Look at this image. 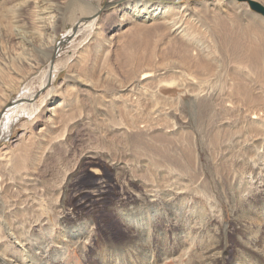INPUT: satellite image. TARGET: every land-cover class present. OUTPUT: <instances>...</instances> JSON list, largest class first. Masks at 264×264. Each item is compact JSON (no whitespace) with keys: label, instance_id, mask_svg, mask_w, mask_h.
I'll use <instances>...</instances> for the list:
<instances>
[{"label":"bare ground","instance_id":"1","mask_svg":"<svg viewBox=\"0 0 264 264\" xmlns=\"http://www.w3.org/2000/svg\"><path fill=\"white\" fill-rule=\"evenodd\" d=\"M21 1L26 8L30 9L27 22L15 19V17L11 18V22L9 14H15L14 6L7 7L9 2L7 4L6 0H0V78H6V80L0 79V141L6 138L11 127L20 117L24 116L30 120L35 115L34 105L37 100L46 103L43 109L45 112L43 125L53 129L58 121H71L70 105L76 102L82 92L103 101L106 98L104 94H107V91H101L100 87L105 86L102 85L103 83L113 87V91L110 88L111 91L108 94H112L111 99L112 97L115 98L116 103H120L119 105L122 107L126 109L140 107V102L147 95V90L152 92L153 98H155L154 95H160L159 85L161 81L158 83L156 78L161 75L160 71L162 72L163 69L161 65L158 66V62L155 61L156 64L154 63V59L152 60L153 63L149 60L152 56L155 57L157 53L161 54L162 46L168 43H181L182 47L179 49L185 59L182 60L185 65L190 68L200 65L204 70L205 68L211 70L213 65L218 62L216 53L220 48L216 47V42H213L211 47L202 44L196 45L193 34L195 30L192 31L188 26L190 17L196 11L195 8L199 7V12L211 16V22L217 29V33L223 35L215 41L220 42L221 49L231 52L233 55L231 61L236 64V68L231 74L227 71L228 76H230L229 82L221 86L220 93H213L210 87L208 89L207 86L203 85L209 81V78L204 79V83L198 85L197 88H191L186 78V80L181 79L180 86L190 91L191 95L195 97L194 99L204 97L210 101V104L222 106L225 115H228L227 111L229 110L235 109L238 112L241 106L246 107L241 117L242 123L246 125V134L250 140L246 144L248 149L242 151L246 154L245 157L243 156L245 161H241V163L237 162L236 158V162L231 159L232 166L237 168L230 174H228L230 171L226 172V175H224L226 170L221 173L222 169H214L213 166L211 168L213 171H211L209 168V171L212 172L210 176L212 184L209 185L204 174L202 175L196 169V161L193 157V147L196 145V141L193 138V132L190 133L191 130H188V125H185L181 113L173 112L170 114L152 110L145 113L147 116L145 115L143 121L135 117L125 123H115L116 126L113 128L117 129L115 130L116 137H109L108 142H122L129 153L132 145L135 148H142L150 156L152 150H155L159 152L158 158L162 159V164H153L149 160L138 162L137 165L141 167H139L140 169L149 173L155 172V181L149 182L144 179L143 184H155L157 190L144 187V191L141 193L144 201L142 204L136 201L132 204L118 206L116 215L122 222L121 224L124 225L125 230V238L121 243L126 245L118 253L116 252L111 256H99L96 258L98 260L96 264H155L158 260L169 259L173 252L170 251L172 247L184 250L182 242L187 239L193 244L196 238L201 241V250L191 252L192 255L188 256L189 264H221V260H224V250H222L221 245L225 235L222 234L220 237L217 232L209 231L206 221L208 219L207 209L198 208L195 204L191 205L192 201H185V196L197 193L211 202L208 205L211 210L214 203L218 202V197L227 201L230 214L236 222L234 232L237 238L236 243L241 249L235 251L231 264H264V203H258L260 191L264 186V176L262 175L264 173V112L248 111L253 104H256V101L262 100L263 94L264 76L261 75H264V29H258L253 25L258 23L264 26L263 16L254 13L249 16L247 13L248 9L250 10L249 6L245 3L244 7L236 0H216L211 4H207V2L193 4L191 9L185 4H178L177 0H152L155 2H150L151 0H107L105 7L95 5L92 8L78 3L77 5L73 4L76 6L72 7L68 13L70 29L58 40L56 39L57 33L65 20L64 18H66L65 13L63 14L65 0ZM254 2L264 6V0H254ZM69 3L66 5V9H69ZM116 7H119L117 9L119 12L114 16L113 19L116 20L108 32L111 34L114 31L112 28L116 27L117 42L126 39L128 36L141 39L144 32L150 28L158 30V39L155 34L156 41L152 47L153 50L151 49L150 54H147L148 59L143 57V59L141 58L143 61L138 64L139 66H130L133 68L128 71L126 83L109 77L111 74L108 72L99 75L96 79L93 77L94 75L82 77L78 73L76 74V71L71 70L68 78L69 80L76 78L78 94H72V89L64 91V88L63 90L59 88L58 91L65 92L64 94L51 89L59 69L67 65L64 61L65 63H61L59 68L57 64H54V59L59 56L65 45L73 44L80 34L85 38L91 35L94 37L92 41L93 43L96 42L98 49L94 54L95 57H98L102 45L111 49L114 37L112 35L109 38H103L99 25L101 14H106ZM99 9H101L100 12ZM239 13L247 15L246 17L249 19L240 17L237 15ZM3 18L8 20L10 25L5 24ZM84 44L85 41H81L75 46L77 52L79 48L82 47V49L78 52L73 67L83 65L89 57V46L86 43L83 47ZM106 55L108 56L107 53ZM136 58L135 55L130 57V59H134L129 61L131 65H134V61L137 62L139 59ZM200 60H204L203 65H201ZM42 64H46V69L38 79L39 84L36 90L28 91L25 88H20L22 82L39 70ZM183 76L184 74L182 75L184 79ZM154 81L158 84L156 85ZM70 82L72 81L64 84L66 88L68 85L74 87ZM165 84L175 85L171 78L167 79ZM100 92L104 93L101 94ZM13 93H17V97L10 98ZM17 112H22V115ZM97 113L99 112L97 111ZM161 116L174 119H170V126L174 128V133L169 134L173 142L175 141L174 148H169L171 145L169 143L170 138L160 139L163 137L161 131L169 128V125L162 126L158 123L160 121L158 118ZM140 124L143 125L139 127ZM221 126L223 124L220 125V128ZM21 127L26 128V124L21 125ZM66 127L69 130L73 128L69 124H66ZM133 133L136 138L131 139V136H127ZM143 135H150L148 136L149 139L144 138ZM22 143L23 140L16 146L20 147ZM27 148L32 150L33 145L22 146L18 152H13L10 149L4 154L9 152L8 154L13 158L11 159L9 156V170L12 174L17 173L19 175L15 183L14 180H10L11 182L6 185L0 182V264H54V262L60 264L61 260H65L68 255L67 244L82 249V244L89 242L91 237L89 230H91L92 222L88 220L87 222L73 223L66 218L64 215L65 196L58 190L59 188L57 189L56 183L54 186L57 190L53 189L54 186L51 184H45L48 181L46 182L44 179L40 183L36 180V187H39L40 191H34L36 188L34 190L24 188L28 186V183H31L27 176H32L38 171V165L42 160V156L37 162L29 159ZM104 149L108 150L106 144L103 146ZM229 155L226 154V157ZM99 156L108 162L116 163L113 165L116 178L118 177V166L122 165L120 169L124 176L132 169L130 161L127 163L119 162L118 159L120 158H117L115 153H104ZM224 156L222 155L220 159L219 165L221 166L223 163L226 164ZM227 162L229 164V160ZM228 167L230 166L228 165ZM0 168H2L1 164ZM128 175L131 176L130 173ZM66 176L67 173H64V177ZM2 177L3 174L0 175V179ZM71 177L66 178L65 184L70 182ZM196 180L200 185L195 186ZM27 190L30 195H27ZM66 192L67 188H65ZM154 197L156 199L152 202ZM172 197L175 198L174 201H172ZM246 200H249L248 204L245 203ZM42 207L45 208V211L52 212L56 217L55 227L50 219L47 220L36 212ZM169 224L172 228L170 235L164 230V227ZM110 244H118L119 246L120 243L111 241ZM184 254L188 255V249L184 251Z\"/></svg>","mask_w":264,"mask_h":264},{"label":"rangeland","instance_id":"2","mask_svg":"<svg viewBox=\"0 0 264 264\" xmlns=\"http://www.w3.org/2000/svg\"><path fill=\"white\" fill-rule=\"evenodd\" d=\"M6 1L7 4L9 2L7 7L14 6V10L16 11L15 14H9V20L12 22L11 18L15 17V19L27 22V19L30 15V9L26 8L21 0ZM106 1L107 0H65L63 6V14L65 13L66 18H64L65 20L62 23L63 25L61 24L56 39L60 40L62 35H64L66 31L70 29V23L68 22V13L72 7H75L78 3L88 5L91 8L95 5L103 7ZM215 1L216 0H177L176 2H178V4H185L186 6H188V8L191 9L193 8L192 6H194L193 4H201L204 2H207V4H211ZM150 2L155 1L151 0ZM68 3L69 9H66V5ZM237 3H240V5L243 6L245 4L239 1H237ZM118 8L119 7L112 8L106 14H101L100 18L101 21L99 27L101 28L102 37L109 38L112 35L114 37L111 43V49H107V47L102 45L101 51H99V54L97 55L98 57H95L94 54L98 49L96 42L93 43L92 41L94 37L91 35L85 38L82 34H80L73 44L65 45L63 50L60 52L59 56L54 59V64H57L58 67L61 65V63L65 62L68 66L66 65L64 68L59 67L60 69L58 71V75L55 77L53 85L50 87L51 89H54L55 91H58L59 88L60 90H63L64 88V91H69L72 89V94H78V83H75L76 78H74V80H69L68 78L69 71L71 70H73L74 72L76 71L75 73H78L82 77L85 75V77L89 75H94L93 77L96 79L99 75L107 74L108 72L109 74H111L109 77H114L115 80H118L122 83H126V78L129 74L128 71L129 69L133 68L130 66H137L139 63H141V61H143L141 60V58L143 59V57H147L148 59L147 54L149 55L151 52L150 50H153L152 47L154 46V43L156 41L155 36L158 34V30L155 28H150L144 32L145 35L143 34L141 39H137L134 37L131 38L128 36L126 39H121L120 42H117V36H115L118 34L117 30H115L116 27L112 28L114 29V31L111 34H109L108 30L110 27L113 26L112 24L116 20L113 18H115L114 16L119 12V10H117ZM198 8H195L196 11L192 14V17H190V23H192L193 25L188 23V26L190 29H192V31L195 30L193 34L197 43L196 45L202 44L211 47L213 42H216V44L218 45H216V47L218 49L220 48V50L216 48L218 50V52L216 53V55L218 56V62L217 64L215 63L213 65L211 70L210 68H205L204 70L200 65H195L194 68H190L188 65H185L184 61L182 62V60L185 59L182 57L183 55L181 54V50L179 49L180 47H182L181 43H168L162 46L164 49L162 48V50L160 51L161 54L157 53L158 56L156 54L155 57L152 56V58L149 60L150 62H152V60L154 59V63L156 64V62H158V66L161 65L162 69L164 70H162V72L160 71L161 75L156 78L157 82H163L162 84L160 82L159 85L160 95H154L156 99L153 98L152 92L150 90H147V95H145L144 99L141 100L140 107L138 106L134 109H126L125 107L119 105L120 103H116L115 98L112 97L111 99L112 94H108L110 93L111 89L113 91V87H111V85H106V83H103L102 85L105 86L100 87L102 89L101 91H107V94H104L106 98L103 101H100L97 97H93L86 94L85 92H82L81 96L76 99V102H74L75 104L73 103V105H70V109L72 112L71 121H58L54 125L53 129L43 125L45 119V112H43V109L45 108L46 103H41L39 102V100H37L36 104L34 105L35 115H33L30 120H28L24 116L20 117V119L15 122L14 125L11 127L10 132L7 134L8 136L6 135V140L4 139L0 141V156H3L5 152L9 151L10 149L13 152H18V150L22 146L27 147L29 144L33 145L32 150H29L27 148V156L29 159L36 160L37 162V160L42 156V160L38 165V171H36L37 173L35 172L32 174V176H27V178L29 179L28 181H31V183L34 182V184L28 183V186L24 188H32L33 190L36 188L34 191H40V188L36 186L37 181L40 183L42 179H44L46 182L48 181L47 183L44 182L48 185L51 184L52 186H54L56 183L55 186L58 185L57 189L59 188L58 190H60L61 193H64L65 196L64 215L66 216V218H68L73 223H82L84 221L87 222L88 220L92 222L91 230H89L91 232L89 242L83 243L82 249L67 244L68 255L65 260H61L60 264H91L92 262H94L92 264H96V262L98 261L96 258H98L99 256H111L116 252L118 253L120 250H122L124 245H126L121 243L125 238V230L124 225L121 224L122 222H120L118 216L116 215V209L122 204H132L136 201L142 204V202L144 201L141 193L144 191V187H147V189L152 188L154 190H157L155 189V184H143L145 182L143 181L144 179L148 180L149 182L155 181V172H146V170L140 169L141 167L137 164L138 162L149 160L153 164L161 165L162 159L158 158L159 152L152 150L150 156L142 148H135L132 145L130 148L131 152L129 153L124 148L125 145L122 142H108L107 139L109 137H116L115 130L117 129L113 128L114 126H116L114 125L115 123H125L127 120H133V118L135 117L136 119L140 118L139 120L143 121V119H145V115L147 116V114L145 113H148L152 110H157L162 113L168 112L170 114L173 112L181 113L184 117L185 125H188V130H191L190 133L193 132V138H195L196 141V145L193 147V157L196 161V169L197 171H200L202 175L204 174L209 185L212 184L210 177L212 172H210L209 170L213 168V166L214 169H222L221 173H224V171L226 170L224 173V175H226V172L230 171L228 173L230 174L237 168L235 166H232V161L236 162V159L237 162L245 161L244 157L246 156V154L242 151L248 149L246 144L249 143L250 140L249 136L246 134V125L242 123L241 117L244 114L243 110H245L246 107L241 106L238 112L235 109L229 110L227 111L228 115H225L223 113L224 111H222V106H214L215 104H210V101H208L207 98L204 97L194 99L195 97L191 95L190 91H187L186 88L180 86V81L187 79L191 88H197L198 85H202L204 81L209 78V81L207 80L208 82L203 85L207 86L208 89L210 87V90L213 93H220L221 86L226 84V82H229L230 76H228L227 71H229L231 74L234 72V68H236V64L231 61L233 59V55L231 54V52L225 49H221L219 45L220 42L215 41L216 39L218 40L223 37V35L217 33V29L211 22V16H207L204 13L199 12ZM100 11L101 9H99V12ZM247 13L249 16L252 15L251 13H254L255 15H260L249 9ZM237 15L244 19H249L248 17H246L247 15H243V13H239ZM3 22L7 25H10L9 21L5 18H3ZM253 25L258 29H264L263 24L255 23ZM154 31H156L157 33ZM5 33L6 31L4 32V34ZM156 38L158 39V35L156 36ZM81 41H85L83 47L86 45V43L89 46V57L85 60L86 62L84 61L83 65H76L77 67H73L77 54L82 49V47L79 48L77 52L75 46L78 42ZM128 42H131V44H128ZM141 52L144 54H142ZM106 53L108 54V56L106 55ZM134 55L135 58L137 57L139 59L136 58L137 62L134 61L135 64L131 65L129 61H133L134 59H130V57H134ZM139 55L142 56L140 57ZM126 56H128L129 58ZM200 61L201 65H203L202 62L204 63V60ZM188 67L191 70H189ZM45 69L46 64H42L39 70H37L35 73L30 75L24 82H22L20 88H25L28 91H35L39 84L38 79ZM206 70L208 74L207 72H205ZM183 74L184 79L182 78ZM204 76L207 77L205 78ZM261 76L264 75L262 74ZM170 78L173 83H175V85L169 86L165 84L167 82V79ZM0 79L6 80V78ZM69 81H72L70 83L74 87H70V85H68V87L66 88V85L64 84L68 83ZM156 81H154V83H156ZM158 83H156V85ZM262 89V100L256 101V104H253L252 107L248 109V111L264 112V84H262ZM58 92L61 94L65 93L62 91ZM100 93L102 94L104 92ZM42 94L43 92L41 93V95ZM15 97H17V93H13L10 98ZM97 111L99 113H97ZM17 113L22 115V112ZM221 116H224V119ZM158 119H160L158 123H160L162 126L169 125V128L161 131V136L163 137L161 138L159 136L160 139H171L170 135L174 133V128L170 126V119H174L172 117L167 118L165 116H161ZM23 124H26V128L21 127V125ZM66 124H69L73 128L69 130L68 127H66ZM221 124H223V126H221L220 128ZM142 125L143 124H140L139 127H141ZM227 128L230 129L231 132ZM150 135L143 136L144 138L149 139L148 136ZM127 136H131V139L136 138L134 133ZM22 140V146L17 147ZM232 140H234L235 142ZM169 143H171L169 148H174V146L176 145L175 141L173 142L172 139L169 141ZM219 143H222V145H220ZM105 144L107 145L108 150H103V146ZM8 153L3 157L1 156L0 158V164L2 166V168H0V171L3 170L0 173V175L3 174V177L2 179H0V182H3V185H6L8 182H11L10 180H14L15 183L18 178L17 176L19 175L17 173L12 174V172L9 170L8 159L10 154ZM104 153H115L117 158H120L118 159L119 162L121 161L127 163V161H130L132 169L130 172H127H129L131 176L129 177V173H126L124 176L120 169L122 168V165H120L118 166L119 171L118 177L116 178L113 167V165L116 163L108 162L99 156L100 154ZM226 154H230L229 157H226ZM222 155H225L224 162H226L227 164V161L229 160V164L226 165L225 163H223L222 166L219 165V163H221L220 159L222 158ZM124 157H126V159H124ZM10 158L13 159L11 156ZM228 165L230 167H228ZM211 171L213 170L211 169ZM64 173H67L66 177H64ZM10 175L13 177H11ZM68 175L72 177L70 179V182L65 184L66 178L69 177ZM262 175L264 176V173ZM195 184V186L200 185L198 184L197 180L195 181ZM55 186L53 189H56ZM65 188H67L66 193ZM28 194L29 191L27 195ZM174 197H172V201L175 200ZM259 198L260 199L258 200V203H264V186L260 191ZM38 199L40 200L39 197ZM155 199L156 198L154 197L152 199V202H154ZM217 199L218 202L214 203V207L211 210L208 206L209 204H211V202L205 199L204 197L200 196L199 193L193 195L188 194L187 196H185V201H192L191 205L195 204L198 208H204V210L207 209L208 214H206L208 216V219L206 221L207 226H209V231L211 230L217 232L220 237H222V234L225 235L223 244L221 245L222 250H224V260H221V264H231L234 259L233 257L235 251L241 250L239 248V245H237L236 243L237 238L234 233L236 228V222L230 214L229 207L227 206V201L220 199L219 197ZM249 200H246L245 203L247 202L248 204ZM36 212L38 214H41V217L44 216L45 219H50L52 225L55 227L56 217L52 212H50L49 210L45 211V208L43 207L42 209ZM164 230H166L168 235H170L169 233L172 230L170 224L166 225L164 227ZM111 241L120 244L119 246L118 244L111 245ZM200 243L201 241L198 238L195 239V242L193 244L189 240L185 239L182 242V245H184L185 248L184 250H181L177 247H172L170 249L171 252L173 251L171 257L165 261L158 260L155 264H189L190 259L188 258V256H191L193 252L201 250ZM186 249H188V255L184 254V251H186ZM94 259L95 261H93Z\"/></svg>","mask_w":264,"mask_h":264},{"label":"water","instance_id":"3","mask_svg":"<svg viewBox=\"0 0 264 264\" xmlns=\"http://www.w3.org/2000/svg\"><path fill=\"white\" fill-rule=\"evenodd\" d=\"M236 1L246 3L249 6L250 10L264 16V7L258 2H254L251 0H236ZM105 5L106 3L103 5V7H105Z\"/></svg>","mask_w":264,"mask_h":264}]
</instances>
